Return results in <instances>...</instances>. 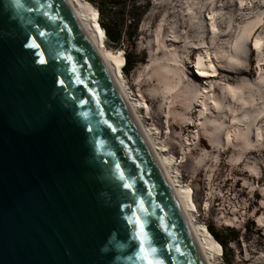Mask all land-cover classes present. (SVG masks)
I'll return each instance as SVG.
<instances>
[{
	"label": "water",
	"instance_id": "obj_1",
	"mask_svg": "<svg viewBox=\"0 0 264 264\" xmlns=\"http://www.w3.org/2000/svg\"><path fill=\"white\" fill-rule=\"evenodd\" d=\"M0 264H209L69 0H0Z\"/></svg>",
	"mask_w": 264,
	"mask_h": 264
},
{
	"label": "rangeland",
	"instance_id": "obj_2",
	"mask_svg": "<svg viewBox=\"0 0 264 264\" xmlns=\"http://www.w3.org/2000/svg\"><path fill=\"white\" fill-rule=\"evenodd\" d=\"M137 1L142 6H148V10L139 24V37L135 47V51L145 58L128 76L122 70L129 89L137 95L141 88L145 93H149L152 98L159 95L170 96L169 108L163 113L158 125L154 124L143 106L141 109L147 123L152 127L154 136L160 143L166 145V150L172 147L169 142L180 146L176 150L177 153L174 151L170 154L175 159L173 167L174 170L178 171L177 175L181 180L187 186L191 185L197 193L198 211L196 214L199 221L206 225L213 224L222 229L229 226L222 224L227 218L229 220L235 218L238 225L229 227L239 231V237L229 242L228 258H234V262L229 264H264V227L259 225L264 223V208H261L264 206V181L254 180L251 176L252 173H264V155L257 161L251 159L250 165L247 166L249 172L246 175H241L242 179L237 187L238 191H236L234 189L235 181L227 183L226 180L230 176L232 177L236 171L235 168L233 169L234 165L230 163L236 162L239 155L238 151H232L227 156H221L222 158L225 157L226 163L229 164L219 166L217 165L219 161L217 159L218 152H212L211 149H202L201 152H193L192 150L198 145L199 133L201 131L205 134L208 133L207 125L210 118L215 115L210 111V105L207 107L201 100L197 102L201 95V84L207 87H210L212 83L217 84V80L211 82L209 78L197 77L196 56L199 53L204 55L208 63L216 65V69L228 67L226 64H220L217 61V58L220 57L230 62L234 60H241L243 64L247 62L244 69L251 67L252 70L247 72L243 78L245 81H252V83H263L264 88V0ZM88 2L93 6L92 11L95 20L99 22L100 14L97 7L90 1ZM117 9V11L120 10ZM194 12L195 14H193ZM127 18L126 24H129V18L132 17ZM166 18H169L168 26H173L177 34H180L185 40L178 47L184 49L171 56L166 54L158 44L160 25L163 21L165 22ZM187 22L197 29L202 25H208L206 28L210 30V34L203 35L194 44L186 37V31L190 28V26L188 29L185 28ZM252 26L255 27L254 30L258 29V31L256 33L254 31L247 40V49L250 54V62H248L244 54L237 49H239L247 29ZM230 31V35L221 41V45L211 48L212 41L217 35ZM105 42L107 44L108 41L105 39ZM194 46L200 48L195 49ZM112 48L115 51L120 49L125 51V48ZM158 75L165 76L164 85L161 88H158V84H160V80H157ZM194 79L199 80V82ZM237 85H242V83L238 81ZM226 87L228 88V86ZM234 87L235 85L232 84L227 91L230 90V93H233ZM256 90H254L256 96H260ZM245 101L249 102V99L246 98ZM149 104L151 111L156 109V104L151 103V101ZM232 105L235 110L238 109L237 105ZM211 108L217 111L216 104H213ZM226 111L230 115L233 114V110H230L229 107H226ZM254 114L251 116L252 118H255L256 112ZM255 123L253 120L246 123L244 125L245 130H251ZM175 125L177 129L173 128ZM231 125L232 120L230 118L226 122L228 129L224 127L225 133L231 130ZM236 126H233L234 130ZM162 135H164L162 139L158 138ZM190 152L192 153L190 154ZM188 157L191 160L183 168ZM245 185L248 188L242 194L241 190ZM256 189L259 191L257 197L254 196ZM214 195L220 199L215 202L211 201V197ZM210 204L213 206L212 211L209 210ZM225 206H228L229 209L226 210ZM220 219H222L221 223L219 222ZM218 249H220V244ZM219 259L221 264H228L223 259L221 249Z\"/></svg>",
	"mask_w": 264,
	"mask_h": 264
},
{
	"label": "trees",
	"instance_id": "obj_3",
	"mask_svg": "<svg viewBox=\"0 0 264 264\" xmlns=\"http://www.w3.org/2000/svg\"><path fill=\"white\" fill-rule=\"evenodd\" d=\"M88 1H90L92 4H94L97 7V10L100 14L99 23L103 28L105 39L108 41L107 42L108 46L111 48L112 47L125 48L126 64L123 68V71L125 75L128 76L131 73V71L139 64V62L143 61L145 58L144 56H140L135 51V47L137 45V41L139 37V32H138L139 24L145 13L147 12L148 6H142L141 4L138 3L137 0H88ZM117 8H119L120 10L117 11L118 10ZM193 14H195V12ZM127 17H132L129 18V22H130L129 24H126L128 19ZM168 24H169V18H166L165 22L163 21L161 23L160 25L161 30L159 32L160 39L158 41V44L161 46V48L166 54L171 56L175 53H179L184 49L183 47L182 48H178V47L180 46V43H184L185 40L182 39V36L180 34H177L176 29L173 28V26L169 27ZM194 27L190 25L188 22L186 23L185 26V28L187 29L189 28L186 31L187 33L186 37H188L189 40H191L194 44L203 35L210 34V30L206 28L208 27V25L200 26L199 28L200 30ZM254 28L255 27L252 26L247 29V32L239 45V49H237V51L244 54V57L247 59L248 62H250L249 60L250 54L247 49V40L250 38L251 35H253L254 31L255 33L258 31V29L254 30ZM230 33L231 31L229 33L225 32L219 34V36L217 35L215 39L212 41L211 48L214 47L216 48L219 44L221 45V41L227 38V36H229ZM194 48L196 49L200 47L194 46ZM217 61L220 64H226L228 67H221V69L220 68L216 69L218 70L219 77L212 78L210 79V81L213 82L214 80H217L216 81L217 84L212 83L210 87L203 86L201 84L202 86L201 95L197 100V102H200L201 100V102L204 103L207 107L210 105V111L213 112L215 115L210 118L209 123L207 125L208 133L205 134L202 131L199 133V136L197 138L198 145H196L195 148H193L192 150L193 152H201L202 149H211L212 152H218L219 156L217 159L219 161L217 165L219 166L223 164H229L226 163L225 157L222 158L221 156H227L232 151L233 152L238 151L239 155L237 157L236 162L230 163L231 165H234L233 169L235 168L236 171H234L232 177L230 176L226 180L227 183L230 181H235L234 189L238 191L237 187L240 185V180L242 179L241 175H246L249 172L246 166L247 164L246 159L248 156L247 154L241 151L239 140L237 139L235 140V138L234 139L228 138L229 135L227 136V133L224 132L225 131L224 127H227L226 122L228 117H233L235 121L234 124L235 127V125L241 126L243 123L244 124L248 123L249 122L248 117L252 114V111L257 110L261 114L262 110L264 109V88H263V83L262 84L260 82L252 83V81L251 82L245 81V79L243 78L246 76L247 72H251L252 70L251 67H249L248 69H244V65L247 62H245L244 64L241 63V60H234L230 62L221 57L217 58ZM214 66L216 67V65ZM197 77L200 76L197 75ZM157 80H160V84H158V88H161L164 85L165 76L158 75ZM194 80L199 82V80L197 79ZM238 81L242 83V85H237ZM232 84H234L235 87L234 89H232L233 93L232 92L230 93V90L229 91L227 90ZM226 86H228V88ZM254 90L258 91L260 96H256V92H254ZM137 95L138 97L141 96L142 97L141 99H143V101L147 103V106L144 108V110L147 111L149 117L154 121V124L158 125L159 124L158 121L161 120L163 113H165L166 109L169 108L170 96L159 95L156 98H152L149 93H145L141 88H140V93ZM246 98L249 99V102L245 101ZM149 101H151V103L153 104H156L155 110L151 111ZM229 102H230L229 108L230 110H233L232 115L228 114V112L226 111V107ZM213 104H216L217 111H214V109L211 108ZM232 104L237 105L238 109L235 110ZM173 128L177 129V126L175 125L173 126ZM226 129H228V127ZM232 130L237 131V129L234 130L233 128ZM230 136H235V133H231ZM163 137L164 135H162V137L159 138L162 139ZM169 143L172 144V147L170 149H167V152L170 154L174 151L176 152V150L180 147L176 143L173 142H169ZM226 144H228V148L226 152L222 153L221 152L222 148ZM163 146L166 145L163 144ZM191 153L192 152H190V154ZM262 156L255 153L250 154V157L255 159L256 161L260 160ZM190 160L191 158L188 157L185 164H183V168L188 165V162H190ZM237 162H240L239 166H236ZM176 172L178 174V171ZM255 175H257L258 181L260 182L264 181V173L251 174V176L254 179H255L254 177ZM189 187H190L189 196L192 199L194 206H196V212H197L198 211V207L196 203L197 193L195 192V190L192 188L191 185H189ZM247 188L248 187L246 185L243 186V189L241 190L242 194L246 191ZM191 193L192 195H190ZM258 194H259L258 189L254 190V196L257 197ZM218 199H220L218 196L211 197V201L214 202L217 201ZM261 208H264V206H261ZM212 209L213 206L210 204L209 210L212 211ZM225 209L228 210L229 209L228 206H225ZM235 214L239 216L237 212H235ZM227 219L225 220V223L223 222L222 224H226L229 226L238 225V222L235 218H232L230 220L229 218ZM219 222L221 223L222 219H220ZM204 225L208 229V231L214 236V238L219 242L220 249L221 251L223 250V259L226 261V263L228 264L233 263L234 258L233 257L228 258V253L230 251L228 245L230 241L235 240L236 238L239 237V231L229 226L226 228L219 229L217 226L213 224H208V225L204 224ZM259 225L261 227H264V223H260Z\"/></svg>",
	"mask_w": 264,
	"mask_h": 264
},
{
	"label": "bare ground",
	"instance_id": "obj_4",
	"mask_svg": "<svg viewBox=\"0 0 264 264\" xmlns=\"http://www.w3.org/2000/svg\"><path fill=\"white\" fill-rule=\"evenodd\" d=\"M69 1L72 3L73 7L77 11L84 26L89 32L92 40L94 41L100 53L102 54L103 58L105 59L113 76L115 77L116 81L118 82L123 92L125 93L141 127L143 128L145 134L147 135V138L149 139L152 147L154 148L155 153L157 154L158 158L160 159L161 163L166 169V174L173 186L176 196L182 208L189 214L190 223L195 234L202 241L209 264H221L219 259L220 249H218L219 242L208 231L205 225L199 221V218L196 214V206H194V203L189 196L190 193L189 185L187 186V184H185L181 180V178L177 175V172L175 171L176 169L174 170L173 167L175 161L174 157L171 156L170 153H168L167 150H165V146H163V144L157 140V138L154 136V133L152 131V127L147 123L145 119V116L141 108L142 106L143 108H145L147 106V103L143 101V99L138 97L133 90L129 89L127 80L125 79L122 71V68L125 63L124 62L125 51L123 52L124 49L115 51L113 48L109 47L106 44L102 32L103 28L101 24L95 20V15L92 11L93 6L88 1L86 0H69ZM125 61H126V57H125ZM196 67H197L196 71L198 73V76H200L202 79L209 77H210L209 79H212L213 77L214 78L219 77V73L218 70H216V67L213 64L211 65L210 63H208L202 53H199L196 56ZM229 106H230V102L227 104V107ZM254 112H256V116L255 118H252L251 116L255 115ZM228 118L229 119L231 118L232 125H231V130L227 133V136L229 135L228 138L230 139L235 138V140L236 139L239 140L241 151L247 154L248 156L246 159L247 160L246 166H249L251 163L250 159H253L250 157V154L255 153L260 156L264 155V122H263L264 109L262 110L261 114L257 110L252 111V114L248 117L249 122L253 120L256 123L252 126L251 130L249 131L245 130L244 123L241 126L240 125L236 126L237 131H233L232 128L235 124V121L233 117H228ZM228 118L227 120H229ZM231 133H235V136H230ZM227 148H228V144L224 145L221 152L222 153L226 152ZM239 165L240 162H237L236 166ZM254 177L255 179H258L257 175H255ZM190 195H192V193ZM193 206L195 207V209Z\"/></svg>",
	"mask_w": 264,
	"mask_h": 264
},
{
	"label": "built area",
	"instance_id": "obj_5",
	"mask_svg": "<svg viewBox=\"0 0 264 264\" xmlns=\"http://www.w3.org/2000/svg\"><path fill=\"white\" fill-rule=\"evenodd\" d=\"M222 256H223V254H222Z\"/></svg>",
	"mask_w": 264,
	"mask_h": 264
}]
</instances>
